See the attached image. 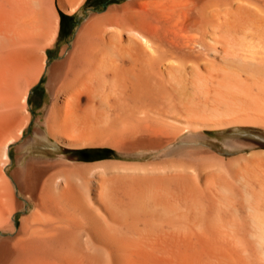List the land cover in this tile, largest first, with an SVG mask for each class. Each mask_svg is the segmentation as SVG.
Wrapping results in <instances>:
<instances>
[{
  "label": "bare ground",
  "instance_id": "1",
  "mask_svg": "<svg viewBox=\"0 0 264 264\" xmlns=\"http://www.w3.org/2000/svg\"><path fill=\"white\" fill-rule=\"evenodd\" d=\"M82 1L0 0V264H264V0H130L51 63Z\"/></svg>",
  "mask_w": 264,
  "mask_h": 264
},
{
  "label": "rangeland",
  "instance_id": "2",
  "mask_svg": "<svg viewBox=\"0 0 264 264\" xmlns=\"http://www.w3.org/2000/svg\"><path fill=\"white\" fill-rule=\"evenodd\" d=\"M130 0H83L72 12H65L59 8V36L52 50H49L48 61L55 62L60 56V51L64 46L71 47L73 44L78 29L94 15L106 13L110 7L114 5H123ZM48 75L43 73L39 80L31 87L29 91V110L31 119L24 133L17 142L10 145V154H12L11 168L24 164L27 159L24 157L23 151L18 148L19 144L37 137V128H41L40 122L44 119L46 104H49L51 98L48 96ZM212 135H216L213 133ZM41 148H44L42 145ZM106 147H88V151L83 152V149H68L67 152L72 155V158L78 161H97L107 157H111L113 149L103 150ZM108 148V147H107ZM45 149V148H44ZM95 150V151H94ZM14 166V167H13ZM20 216V212H16Z\"/></svg>",
  "mask_w": 264,
  "mask_h": 264
},
{
  "label": "trees",
  "instance_id": "3",
  "mask_svg": "<svg viewBox=\"0 0 264 264\" xmlns=\"http://www.w3.org/2000/svg\"><path fill=\"white\" fill-rule=\"evenodd\" d=\"M80 151L86 152V151H88V149H83V150H80ZM94 151H95V150H94Z\"/></svg>",
  "mask_w": 264,
  "mask_h": 264
}]
</instances>
